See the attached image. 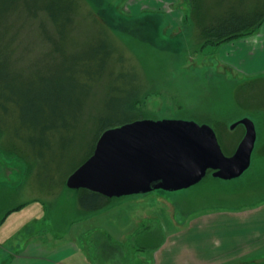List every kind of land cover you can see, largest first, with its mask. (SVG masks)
<instances>
[{
  "label": "rangeland",
  "instance_id": "rangeland-1",
  "mask_svg": "<svg viewBox=\"0 0 264 264\" xmlns=\"http://www.w3.org/2000/svg\"><path fill=\"white\" fill-rule=\"evenodd\" d=\"M18 1L17 11H8L4 16L6 29L11 30L9 35L14 34L19 44L17 62L12 59L6 74L21 82V95L18 94L16 110L1 112L0 220L8 209L20 207L9 213L0 227V264L6 244L11 243L6 239L14 236L16 229L23 233L25 225L36 226L39 231L49 228L58 235L68 226V231L74 232L90 227L86 237L96 228V233L97 229L106 230L118 243L129 240L127 236L137 227L129 218L141 221L138 226L145 228L135 232L133 239L138 250L130 252L138 256L130 261L123 248L121 256L111 258L108 249L110 258L94 256L90 261L154 264L149 256L153 252L151 245L162 242L183 220L214 208L236 209L264 203V24L252 46L243 37L201 48L193 19L182 21L184 13L191 9V0H77L74 24L67 23L65 28V49L57 50L48 40L58 39L57 28L40 9L55 7L53 0ZM261 1L246 0L243 5L251 8ZM12 2L3 0V6L9 7ZM65 2L69 1L56 0L54 12L66 6ZM91 11L109 27L110 37L124 56L123 65H114L115 71L123 66L121 69L132 77L134 86L150 85L141 103L144 118L207 123L215 129L224 153L232 155L246 129L243 124L234 129L231 125L248 117L258 134L250 168L229 180L210 174L186 189L114 197L96 211L81 208L78 191L67 186V179L88 159L93 142L95 127L90 129L93 124L81 118L82 104L86 114L89 110H103L107 103L115 102L114 95H121L112 93L111 83L107 89L106 78L88 92L86 79L81 77L84 75L74 72L73 55L86 52L91 39L101 31L98 24L91 22ZM101 37L108 40L103 34ZM5 44L9 42L0 39V47ZM249 50L254 59L245 58ZM43 91L49 93L44 96ZM41 96L46 99L43 109L28 108L29 98L39 100ZM65 97L75 101L68 107ZM60 110L68 113L64 118L69 124L67 130L57 134L46 131L43 135L44 124L57 126L63 122L57 117ZM30 165L33 171H28ZM144 243L150 247L142 249ZM254 258L251 255L250 260Z\"/></svg>",
  "mask_w": 264,
  "mask_h": 264
},
{
  "label": "trees",
  "instance_id": "trees-1",
  "mask_svg": "<svg viewBox=\"0 0 264 264\" xmlns=\"http://www.w3.org/2000/svg\"><path fill=\"white\" fill-rule=\"evenodd\" d=\"M68 1L69 2H65L67 4L66 6H62L60 10H57L58 12H54L55 7H57L56 0L52 1L55 7L51 5L40 7L41 12L47 13L48 19L51 20L53 26L57 28L58 39L56 37L52 39L48 38L53 45L55 44L56 47L54 48L57 50L60 48L63 50L65 49L63 43L68 40L67 33L65 32L66 25L67 23L71 25L74 24V18L77 15V0ZM245 1L246 0H191V9L189 12L184 13L183 23H185L187 19H193L195 30L198 31L196 36L201 48L209 44L216 46L223 45L235 39L252 36L256 34L264 24V0H258L261 2L251 8L244 7L243 4ZM77 4L79 3L77 2ZM18 7V0H13L9 7L3 6V0H0V39H6L7 42H9V44H5L3 48L0 47V118L2 117L3 113L1 112L3 110L5 113L16 110L18 94L21 95L19 92L20 88L18 87L21 82L18 81L16 77L6 74V71L11 67L12 59H15L17 62L16 59L19 57L17 51L19 50V44L14 34L12 37L9 35L11 30L6 29L4 18L8 11L12 13L17 11ZM91 18L93 24H98L99 27H101V31L91 39L93 42L89 45V49L87 47L88 51L86 50V52L80 55H73L75 59L74 62H76L74 64V72L75 74L76 72H80V74L82 73L84 75L81 77L86 79L85 82L88 92L92 90L95 83L106 78V83H108L107 89L111 83L110 90L113 91L112 93L121 92V95H114L113 98H116L115 102L107 103L103 110L100 108L89 110L86 114L83 112L82 104L81 118L83 117L87 123L93 124L90 129L95 127L88 158L93 154L96 143L105 130L146 116V112H144L141 103L149 93L150 88V85L148 86L142 83L134 86L132 84V77L129 76L127 71L121 69L124 68L123 66H120L119 72L115 71L114 65L117 63L123 65L124 56H121L119 52L118 43L110 37L112 32L109 27L103 21L99 20V18L97 19L92 11ZM168 23L167 20V24ZM102 34L107 36L105 38L108 40L103 39V37H101ZM86 88L83 93H86ZM30 92L28 91L27 93ZM47 93L49 92L43 91L44 96ZM107 94L108 93H106L105 96H107ZM86 95L88 96V94ZM84 98L85 96L82 94L81 103H83ZM64 100L68 107L75 101L72 100V97H65ZM28 101V108L34 107L41 110L46 105V99L43 96H41L39 100L36 99V97L33 99L29 98ZM67 114V111L60 110L57 113V117L63 122L59 123L57 126H54L53 123H51V125L44 124L41 130L42 134L44 135L46 131L57 134L63 129L67 130L69 124L66 122V119H64ZM72 115L76 116L74 113ZM50 117L51 116H49V118ZM28 171H33L32 165L28 166ZM210 174H212V170H209L207 175ZM75 190L78 191V201L81 208L84 210H100L104 208L111 199L110 197L86 188ZM12 211L13 210H9L6 216ZM6 216L2 218V221H4Z\"/></svg>",
  "mask_w": 264,
  "mask_h": 264
},
{
  "label": "water",
  "instance_id": "water-1",
  "mask_svg": "<svg viewBox=\"0 0 264 264\" xmlns=\"http://www.w3.org/2000/svg\"><path fill=\"white\" fill-rule=\"evenodd\" d=\"M232 155H226L215 129L207 123L181 118H141L105 130L93 154L67 179L71 189L86 188L110 198L177 191L214 177H240L252 163L257 130L252 119Z\"/></svg>",
  "mask_w": 264,
  "mask_h": 264
},
{
  "label": "crops",
  "instance_id": "crops-1",
  "mask_svg": "<svg viewBox=\"0 0 264 264\" xmlns=\"http://www.w3.org/2000/svg\"><path fill=\"white\" fill-rule=\"evenodd\" d=\"M165 17L167 19L166 14ZM256 36L258 32L246 37L249 40L245 43L252 46ZM250 50L245 58L254 59V54H249L252 53ZM236 60L235 56L234 61ZM18 207L20 206L8 210L15 211ZM7 216L4 221L0 220V227L6 222ZM135 219L129 218L137 225L128 234L129 240L118 243L112 240L117 239L109 232L106 233V230L102 232L97 229L96 233V228L86 237L90 227L74 232L72 229L68 231V226L62 235H58L49 228L40 229V232L36 226L25 225L23 233L16 229L14 236L6 239L11 243L6 244L2 264H97L94 260L90 261L91 257L107 258L109 249V256L116 258L121 256L123 248L131 261V258L139 254L130 252L138 250L133 243L135 232L145 229L140 228L138 224L141 221H134ZM101 233L105 234V238ZM133 233L135 234L132 236ZM151 246L154 249L152 248L153 252L149 256L154 264H264V203L246 208H214L203 211L183 220L181 226L168 232L162 242ZM147 247L150 246L144 243L142 249ZM251 255H255L253 260H250ZM102 264H114V261Z\"/></svg>",
  "mask_w": 264,
  "mask_h": 264
}]
</instances>
